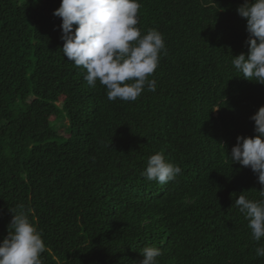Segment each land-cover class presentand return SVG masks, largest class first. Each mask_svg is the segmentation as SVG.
Here are the masks:
<instances>
[{"label":"trees","instance_id":"obj_1","mask_svg":"<svg viewBox=\"0 0 264 264\" xmlns=\"http://www.w3.org/2000/svg\"><path fill=\"white\" fill-rule=\"evenodd\" d=\"M137 27L161 32L167 54L136 101H109L60 50V0H0V241L24 205L43 233V264H264L242 192L260 199L250 168L227 157L264 106V85L236 71L247 54L244 0H139ZM58 125L59 136L54 125ZM163 151L182 172L141 176Z\"/></svg>","mask_w":264,"mask_h":264},{"label":"clouds","instance_id":"obj_2","mask_svg":"<svg viewBox=\"0 0 264 264\" xmlns=\"http://www.w3.org/2000/svg\"><path fill=\"white\" fill-rule=\"evenodd\" d=\"M139 0H60L53 15L60 18L63 56L86 70L85 81L95 87L97 81L107 90V98L134 102L147 89L155 92L157 82L149 79L167 54L164 36L156 29L142 34L137 27ZM237 14L246 20L247 54L231 57V63L244 79L264 85V0H244ZM252 137L237 136L227 154L231 164L250 168L257 176L260 199L242 192L235 199L240 213L248 221L251 237L264 238V106L250 117ZM182 169L170 163L163 151L148 157L141 176L163 185L173 181ZM7 235L0 241V264H43L46 250L43 233L31 222L20 204L10 211ZM257 258L264 257V245L255 248ZM134 264H158L162 250L145 246Z\"/></svg>","mask_w":264,"mask_h":264},{"label":"rangeland","instance_id":"obj_3","mask_svg":"<svg viewBox=\"0 0 264 264\" xmlns=\"http://www.w3.org/2000/svg\"><path fill=\"white\" fill-rule=\"evenodd\" d=\"M36 4L39 5L41 4V0H35ZM59 125V124H58ZM58 125H54V128L57 130L59 136H61L62 138H64L65 136L60 132L59 128H58Z\"/></svg>","mask_w":264,"mask_h":264}]
</instances>
